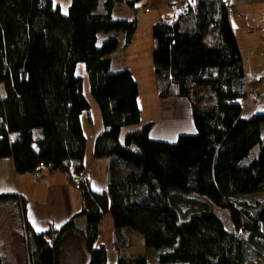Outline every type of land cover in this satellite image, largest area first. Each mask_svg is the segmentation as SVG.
<instances>
[{"label": "trees", "instance_id": "1", "mask_svg": "<svg viewBox=\"0 0 264 264\" xmlns=\"http://www.w3.org/2000/svg\"><path fill=\"white\" fill-rule=\"evenodd\" d=\"M141 1L72 0L64 15L53 0H0V159L12 157L18 174H68L82 197L78 217L86 222L81 228L73 219L45 233L27 223V264H63L64 243L79 235L90 264H108L106 247L96 246L107 214L116 264H148L121 255L125 229L141 234L160 264L264 260V198L242 199L264 194V112L244 115L249 92L258 86L246 79L233 9L225 0H189L176 20L153 26L159 97L186 100L197 131L177 142L154 141L155 122L141 120L133 73L112 72L118 37L129 46L138 29ZM120 3L134 10L131 20L114 19ZM102 33L109 37L99 47ZM80 63L104 124L94 157L116 158L120 167L121 175L101 192L89 178H77L84 175L88 145L84 113L92 123L84 81L76 74ZM132 126L138 127L122 137ZM19 199L0 195V203Z\"/></svg>", "mask_w": 264, "mask_h": 264}, {"label": "crops", "instance_id": "2", "mask_svg": "<svg viewBox=\"0 0 264 264\" xmlns=\"http://www.w3.org/2000/svg\"><path fill=\"white\" fill-rule=\"evenodd\" d=\"M187 1L189 0H145L146 3L143 7H140L139 3L138 29L131 45H125L124 36L118 37L119 46L112 55V68L117 62L116 72L128 69L133 73L135 80L140 85V107L141 82L148 81L147 83L155 82L156 84V81L154 80V64L149 61L147 54H142L141 49H138V37L142 35V32L148 31L150 37L148 42L151 41L153 26L159 21L172 22L176 20L182 5ZM231 4L233 11L230 14V22L244 60L245 53L251 54L253 51H258L255 46H259L260 49L264 48V0H231ZM140 11L143 14L139 17ZM116 13H118V18H122V21L131 20L134 16V10L125 3L116 6L114 15ZM137 74L141 75V78L135 77ZM144 77L145 79H143ZM156 92L159 97L157 87ZM154 101H156V116L164 121L169 120L167 123L178 121L179 118H192L190 105L186 100H165L159 97ZM263 103V99L261 105L250 101L248 107L245 108L244 115L250 117L256 113L264 112ZM89 149L91 148H87L86 156L90 157L93 151ZM102 161L106 162V160ZM84 171L85 178L90 179L86 168ZM0 174H8V176L10 174L12 181V184H8V188L0 189L2 192L0 195L17 194L20 197L19 200L0 203V264H26L28 258L27 223L37 233H44L52 228L60 229L73 219L78 222L81 228L85 227L86 222L83 218L78 217L83 208L82 197L76 185L70 184L72 177H69L68 174L62 171L48 172L46 169L39 174L37 172L18 174L12 157L0 159ZM108 182H106V187ZM37 229L42 230L38 231ZM66 246L62 250L63 264H90L91 256L85 240L81 241L79 249L76 248L75 251L65 249Z\"/></svg>", "mask_w": 264, "mask_h": 264}, {"label": "rangeland", "instance_id": "3", "mask_svg": "<svg viewBox=\"0 0 264 264\" xmlns=\"http://www.w3.org/2000/svg\"><path fill=\"white\" fill-rule=\"evenodd\" d=\"M53 1H54V6L56 7L59 6L64 15L68 14L69 7L71 5L72 0H53ZM145 3H146L145 0H142L140 2V7H143ZM142 14L143 13H141L140 11L138 16L140 17L142 16ZM117 15L118 13L114 15V19L121 20L122 18H118ZM141 34L142 35L138 37V43H139L137 44L138 49H141L142 54L143 53L144 55L147 54L149 56V61L153 63L152 53H153V49L155 48V40H154L153 34L151 32L152 39L151 41H149L150 42L149 48H148V44H149L148 38L150 39V37L148 35V31H144ZM107 38L108 36L105 33L100 34L99 43H98L99 47L102 46L103 42ZM255 47H257L258 51L257 50L253 51L251 52V54L245 53L244 61H245L246 79L249 84H255L258 86V90L264 102V48L260 49L259 46H255ZM117 69H118V66L116 62L113 65L112 72L115 73ZM76 74L77 76L83 78L84 95L91 105L89 114L92 118V123H90L88 120L89 115L87 114V112L84 113L82 116L83 128H84L87 140H88L87 148L89 147L91 148L89 150L93 151L90 157L88 155L85 157L84 165L90 177L93 189L95 191L101 192L103 191V189H105L106 182H108L110 179H112L115 176L121 175L119 174L120 167H119V163H117L118 161L116 158L115 160L111 158L102 159V160H106V162H104L94 157L96 139L104 132V124L102 121V116H101L98 104L91 94L90 80H89L88 72L86 70V65L84 63H80L78 65ZM135 77L141 78V75L137 74L135 75ZM145 77L143 79H145ZM154 80L156 81L155 73H154ZM261 80H263V82H260ZM147 82H141L142 86L140 88L141 89L140 101H141V107L143 110L141 120L143 123L155 122L153 129L151 130V134H150L151 139L154 141L177 142L178 137L180 135L196 134L197 131H196L192 118H189V119L179 118L178 121L167 123V121L169 120L164 121L162 118H158L159 116H156L157 115V112H155L156 101L154 100H158L159 98L158 95H156L157 94L156 84L155 82L154 83H147ZM250 101H253V99L249 100V102L246 103L245 108L248 107V104L250 103ZM256 105H259V104L256 103ZM263 106H264V103H263ZM137 127L138 126L125 127L122 131V137H124L129 131ZM36 134H40V133L36 132ZM259 151H260V148L257 147L255 151L253 152L252 157L258 154ZM1 174H0V189L8 188V184H12L11 176L10 174L9 176L8 174H4V175H1ZM84 179H85V176L83 177V180ZM70 184L75 185V183H73L72 178L70 180ZM1 193L2 192H0V194ZM263 198H264V194H260L259 196L257 195V196L243 197L242 199L247 200L249 203H254L258 200H262ZM81 218H83V220L85 221L84 216H82ZM112 226H114L113 218L110 214H107L104 217L100 236H99L98 241L96 242V246L104 245L106 247L107 255H108V264H116L117 259L119 257V252L116 249L115 228ZM124 237L126 239L127 246L120 252L121 255H126V256H131V257H143L149 261V264H156L157 262H159L158 257H157V251L153 249H148L145 246L144 237L141 234L131 229H125ZM79 240L84 241L85 239L83 238V236H80V235L77 238H68L66 242L64 243L62 250L64 246H66L67 244L68 245L66 246L65 249H68L69 251L70 250L75 251L76 248L79 249V245L81 244V241ZM27 246H28V258H27L26 264L29 261L28 236H27ZM90 256H91V253H90ZM0 262H1V256H0ZM251 264H264V260L259 259L258 261L251 263Z\"/></svg>", "mask_w": 264, "mask_h": 264}, {"label": "built area", "instance_id": "4", "mask_svg": "<svg viewBox=\"0 0 264 264\" xmlns=\"http://www.w3.org/2000/svg\"><path fill=\"white\" fill-rule=\"evenodd\" d=\"M198 1H203V0H198ZM229 10L232 9V4H231V0H225ZM187 7V3L184 4L183 7H181V9ZM148 11V10H146ZM249 97L253 99V101H255L257 104H261V95H260V92L257 88H252L249 92ZM83 173H80L77 178H78V181H82L83 180Z\"/></svg>", "mask_w": 264, "mask_h": 264}, {"label": "snow or ice", "instance_id": "5", "mask_svg": "<svg viewBox=\"0 0 264 264\" xmlns=\"http://www.w3.org/2000/svg\"><path fill=\"white\" fill-rule=\"evenodd\" d=\"M66 14V13H65ZM38 231H41L42 229H37Z\"/></svg>", "mask_w": 264, "mask_h": 264}]
</instances>
